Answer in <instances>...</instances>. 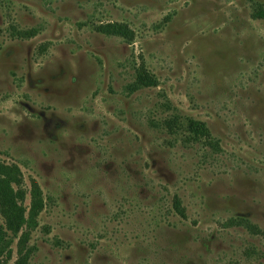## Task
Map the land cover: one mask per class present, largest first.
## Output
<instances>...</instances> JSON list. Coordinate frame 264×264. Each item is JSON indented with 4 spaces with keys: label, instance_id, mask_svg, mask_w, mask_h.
<instances>
[{
    "label": "rangeland",
    "instance_id": "obj_1",
    "mask_svg": "<svg viewBox=\"0 0 264 264\" xmlns=\"http://www.w3.org/2000/svg\"><path fill=\"white\" fill-rule=\"evenodd\" d=\"M258 10L0 0V179L23 209L0 264H264Z\"/></svg>",
    "mask_w": 264,
    "mask_h": 264
},
{
    "label": "trees",
    "instance_id": "obj_2",
    "mask_svg": "<svg viewBox=\"0 0 264 264\" xmlns=\"http://www.w3.org/2000/svg\"><path fill=\"white\" fill-rule=\"evenodd\" d=\"M257 12L258 13L257 15L255 14V17L264 15V10H258ZM118 29L123 30V27L117 24H111V25H108L102 31L107 32L109 34L118 35L122 33V32H119L120 30ZM123 35H126V34L123 33ZM150 83H154V82L152 80H149V84ZM188 124L189 125H188L187 130L191 135L188 132H187L188 134L184 133L187 136L186 138L187 141L190 140L191 142H194V141L201 142V140H203L205 144H208L211 147H215V144L213 143L211 136L207 132L206 127L204 126L203 123H200L195 120H188ZM203 132L205 133L204 137L200 136ZM7 183H9L7 180L0 179V191H2V189L5 188V185ZM15 185L19 187L17 188V191H13L10 188V191H8V193L5 191H2L0 193V213L5 219V227L0 225V254H2L3 251H7L9 243H11L12 240L16 237V234L20 228V224L23 221V209L21 208V206L17 205L14 200L16 197H19L21 195V193L18 192V190H21L20 189L21 187L18 184H15ZM34 188H35V185H34ZM36 191L37 190L32 191L33 210H35L39 204V201H36L35 199L37 195ZM3 192L5 194H3ZM11 195H12V198H11ZM175 203H176L175 207L177 211H179L180 215L183 216V212H182L183 210L180 207L178 201H176ZM31 209H32V206H31Z\"/></svg>",
    "mask_w": 264,
    "mask_h": 264
}]
</instances>
